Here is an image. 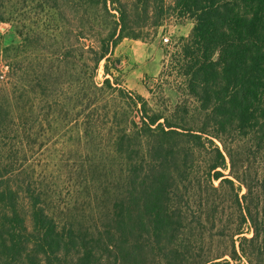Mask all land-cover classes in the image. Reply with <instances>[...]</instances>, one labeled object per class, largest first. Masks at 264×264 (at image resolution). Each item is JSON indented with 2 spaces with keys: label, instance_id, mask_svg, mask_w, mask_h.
<instances>
[{
  "label": "trees",
  "instance_id": "obj_1",
  "mask_svg": "<svg viewBox=\"0 0 264 264\" xmlns=\"http://www.w3.org/2000/svg\"><path fill=\"white\" fill-rule=\"evenodd\" d=\"M16 1L55 13L61 24L57 36L40 38L57 45L51 54L55 66L88 67L87 82L75 79L71 83L77 84L57 93L56 101L69 94L76 103L86 100L88 114L81 122L67 119L81 127L88 148L104 137L109 167L118 169L109 183L94 187L95 179L86 182V196L67 205L63 220L41 203L31 185L22 189L16 184L13 178L23 168L8 163L0 170V264H238L241 258L264 264V163L260 178L240 180L238 173L245 172H234L226 145L238 137L264 155V0H0L1 23ZM92 11L99 15L90 18ZM170 19L193 25L172 62L186 95L197 103L196 114L190 115L183 103L169 116L154 111L110 74V66L121 71L114 50L123 39L142 40L144 31L147 37L154 35ZM72 23L77 28L73 40ZM16 33L21 43L5 53L26 47L31 53L46 51L38 42L32 44L28 34ZM87 37L93 42L86 43ZM101 62L104 79L99 85L95 75ZM19 64L17 58L7 61L4 76L0 74L12 80V91L0 100V118L5 113L17 133L23 116L17 96ZM108 93L118 104L103 114L102 126L96 105ZM19 145L25 157L27 144ZM226 156L230 177L246 190L242 203L223 174ZM95 165L91 173L99 170ZM101 171L108 176V168ZM225 186L234 216L230 246L212 254L204 239L219 221ZM247 222L252 237H239L236 247L234 238L243 234Z\"/></svg>",
  "mask_w": 264,
  "mask_h": 264
},
{
  "label": "rangeland",
  "instance_id": "obj_2",
  "mask_svg": "<svg viewBox=\"0 0 264 264\" xmlns=\"http://www.w3.org/2000/svg\"><path fill=\"white\" fill-rule=\"evenodd\" d=\"M166 2L169 4L170 0ZM11 11L7 20L4 23L0 22V74L4 76L7 61L18 59L20 66L17 68L20 71L17 86L20 88V95L17 96H20L18 106L22 109L23 115L20 124L22 131L17 133L16 127L7 117L3 116L5 113L1 115L0 170L8 163L16 169L22 167L23 172L13 178L16 184L22 189L27 184L31 185V189L40 195L41 203L50 206L57 218L65 220L68 217L67 205L75 199L76 202H80L82 197L86 196V182L95 179L94 187L109 183L114 179L113 175L117 173L118 168L114 172L115 168L109 167L111 161L108 159L111 155L108 141L104 137L98 146L92 143L93 146L88 148L82 140L81 127L77 122L67 119L68 117L78 118V122H81V119L88 114L86 100L81 99L76 103L70 99L69 94L56 101L57 93L63 90L67 92L69 84L75 79L79 80L80 84L84 80L87 82L89 71L88 67L82 66L81 63L74 68L75 71L71 66L67 65V68V66H55V63H52L51 54L56 51L57 45L54 46L51 39L46 41L45 37L40 41V38L41 35L57 36L58 27L56 26L61 24L55 13L46 9L41 10L30 1H16ZM98 15V12L92 11L88 16L93 18ZM192 27L190 20L170 19L154 35L147 37L144 31L142 40L123 39L114 50V57L121 61V71L117 73L110 66V74H113L114 80H117L123 88L144 98L154 111L169 116L177 105L183 103L190 115L196 114L197 103L186 95L184 80L175 70L172 62L173 56L179 50L180 41L189 35ZM70 28L72 32L70 37L73 40L76 24L74 27L72 23ZM17 29L21 30L24 35L31 36V42H34L32 44L38 42V46H43L42 48L46 51L31 53L30 48L26 47L23 52L5 53L6 48L18 46L21 43L16 33ZM163 38L168 40L167 43L163 42ZM85 41L86 43L93 42L90 37H87ZM63 43L68 45L65 40ZM102 67L103 62L100 63L95 75V82L99 85L104 79ZM110 80L113 82V79ZM38 81L41 85H38ZM11 83L12 80L0 78L1 102H4L3 100L12 91ZM75 84L77 83H71L72 86ZM2 90L4 93H1ZM103 99L104 101H99L96 105L99 119H102V126L106 122L103 121V114L107 110L111 111L118 104L110 93ZM107 105L109 107H106ZM107 126L102 127V136L108 131ZM21 141L27 144L25 157L20 151ZM215 143L222 149L218 142L215 141ZM226 145L234 161L233 166L236 169L234 172H245V174L238 173L240 180H246L249 183L262 176L264 155L261 152H257L246 143V140L238 137L230 139ZM92 159L95 162H92ZM98 160L107 163H99ZM225 162L226 169L223 174L234 183L238 198L241 200L246 190L241 182L230 177L231 167L227 156ZM94 165V169L99 170L91 173ZM115 165L116 163L112 164L113 167ZM104 168L109 169L107 177H104L101 171ZM217 185L218 182H214V186ZM223 193L224 195L221 192L222 212L217 216L219 221L216 228L209 231L204 239L205 247L211 245L212 254L225 252L230 246L229 235L234 222L230 189L225 186ZM23 196L21 198H24ZM215 199L218 200L217 197ZM254 200L255 197L252 198L253 205ZM22 204H24L23 201ZM242 233L234 238L236 247L239 237L246 239L252 237L251 226L248 222L244 225ZM238 264L248 263L241 258Z\"/></svg>",
  "mask_w": 264,
  "mask_h": 264
},
{
  "label": "built area",
  "instance_id": "obj_3",
  "mask_svg": "<svg viewBox=\"0 0 264 264\" xmlns=\"http://www.w3.org/2000/svg\"><path fill=\"white\" fill-rule=\"evenodd\" d=\"M167 41H168V40H167L166 38H163V42H164V43H167Z\"/></svg>",
  "mask_w": 264,
  "mask_h": 264
}]
</instances>
